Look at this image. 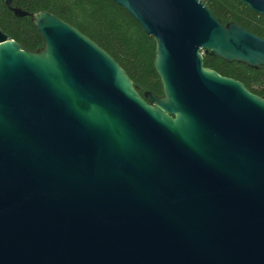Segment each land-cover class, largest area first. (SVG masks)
<instances>
[{
  "label": "water",
  "instance_id": "1",
  "mask_svg": "<svg viewBox=\"0 0 264 264\" xmlns=\"http://www.w3.org/2000/svg\"><path fill=\"white\" fill-rule=\"evenodd\" d=\"M0 30V264H264V96L203 66L264 39L202 0H109L154 41L162 95L51 13ZM264 17V0H237Z\"/></svg>",
  "mask_w": 264,
  "mask_h": 264
},
{
  "label": "trees",
  "instance_id": "2",
  "mask_svg": "<svg viewBox=\"0 0 264 264\" xmlns=\"http://www.w3.org/2000/svg\"><path fill=\"white\" fill-rule=\"evenodd\" d=\"M222 24L233 22L264 39V17L237 0H202ZM12 6L27 13L45 11L76 28L107 52L126 72L137 92L161 96V84L153 68L155 45L121 7L109 0H13ZM0 30L22 48L38 51L42 39L29 17L17 18L0 1ZM205 68L245 85L264 96V66L256 69L205 56Z\"/></svg>",
  "mask_w": 264,
  "mask_h": 264
}]
</instances>
